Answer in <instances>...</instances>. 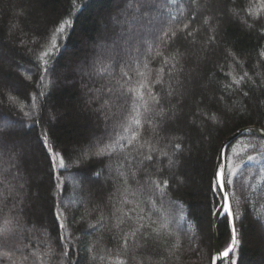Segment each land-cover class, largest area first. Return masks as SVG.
Segmentation results:
<instances>
[{
	"label": "trees",
	"instance_id": "16d2710c",
	"mask_svg": "<svg viewBox=\"0 0 264 264\" xmlns=\"http://www.w3.org/2000/svg\"><path fill=\"white\" fill-rule=\"evenodd\" d=\"M201 3H206L207 7L201 8L195 22L186 30L199 28L200 31L187 39L186 32H179L165 50L166 54H171L178 49L183 54L184 72L180 80L187 81L186 94L180 98L178 118L170 125V136L184 137L182 142L173 141L182 143L183 151L176 157L179 164L171 170L164 168L161 173L155 172V167H161L160 164L152 169L154 177L169 179L161 211L172 217L173 223L167 230L160 229V234L153 235L145 247L137 250L130 244L128 253L135 259L129 258V264H212L213 213L219 204L220 193L214 192L211 185L220 145L241 127H264V62L259 60V52L264 49V35L260 33L264 28V0H201ZM127 4L128 0H0V127H6L15 151L26 157L24 174L28 204L23 214L24 238L16 243L20 246L30 243L29 250L37 252L36 264L47 260L44 253L49 244L58 254L53 264H60L59 253H62L63 245L59 241L61 233L55 220L58 202L65 206V234L73 249L79 245L84 257L82 264H114L117 258L125 255L112 237L122 238L130 222L116 229L112 227L115 223L112 221L105 229L89 236L82 235L89 224H95L101 215L107 219L111 212L108 196L120 186L116 180V168L123 156L116 153L111 158L94 157L79 165L77 157L80 148L95 143L113 130V122L106 125L104 117L93 110L99 105H88L89 97L94 95L89 89L100 88L109 82L108 73L99 72L103 64H93L99 47L111 43V40L102 38L122 30L135 31L145 23L136 10L137 6L128 9ZM209 8L219 20V33L217 44L204 59L203 46L210 33L207 26L202 25L203 17L209 15ZM249 10L254 15L259 14L255 27L251 29L244 23L245 19L248 23L253 22L247 15ZM195 11L189 0H156L150 16L157 17L156 21L169 23L170 16H176L182 27L189 23L188 18ZM63 21H69L71 26L58 37V48L51 57L39 59L41 52L52 50L57 40L56 29ZM212 23L215 25L216 21ZM13 25L17 27L13 29ZM144 31L147 36L148 30ZM193 40L195 43L191 42ZM229 52L243 67L234 64ZM45 60L49 66L47 72L43 70ZM103 63L107 64V59ZM150 67L159 68V58L152 61ZM244 71L256 81L242 85L243 90L251 87L249 96L244 97L242 92H233L229 96L223 92L222 85L230 83L224 73L242 75ZM114 75L119 76L118 65ZM222 95L224 101L217 103ZM33 104L35 113L31 118L25 116L24 112L30 111ZM225 105H231L232 110H227ZM200 109L206 115H201ZM213 115L218 117L216 121L210 118ZM37 118L39 124L34 123ZM193 119L195 124L191 123ZM117 131L127 135L122 129ZM45 133L49 137L48 146L55 145V151L63 153L65 169L52 171L49 154L41 145ZM150 137L151 129L146 126L144 139ZM152 142L157 148L172 150L171 145L165 148L167 140L156 144L153 138ZM262 143V137L243 134L226 147L225 171L230 175L231 169L239 166L234 184L227 188L233 211L239 217L236 227L241 244L234 253L221 258L219 264H230V258H235L237 264H264V197L258 195L264 193V158L247 161V156H257ZM252 145L257 147L253 149ZM142 151L146 153L148 148ZM261 156L264 157V153ZM52 159L58 160L56 157ZM160 159L167 164V158ZM109 164L111 171L107 167ZM79 169L88 170L89 175L102 174L81 185L76 179ZM144 175V172L138 173L141 182ZM61 182L62 189H58L57 184ZM130 187L135 190L139 185ZM148 195H151V189L145 186L143 192L136 196L129 192L127 198L135 203L138 197ZM170 201L175 203L170 204ZM11 204L9 200L8 207ZM97 205L99 209L93 211ZM123 207L127 211L131 205ZM156 227L159 228V224ZM216 231L219 248L224 250L231 241V227L224 215L218 219ZM177 234L180 235V247L175 249ZM97 240L100 243L96 252L105 260L91 262L85 249ZM14 258L20 264L19 257Z\"/></svg>",
	"mask_w": 264,
	"mask_h": 264
},
{
	"label": "snow or ice",
	"instance_id": "6c2138e0",
	"mask_svg": "<svg viewBox=\"0 0 264 264\" xmlns=\"http://www.w3.org/2000/svg\"><path fill=\"white\" fill-rule=\"evenodd\" d=\"M155 2L156 0H128L127 8L131 9L133 5H136V10L140 12L145 23L135 31L129 29L124 32L122 30L118 34L114 33L102 38L105 41L111 40V43L103 44L99 47V50L95 53L93 64H103V67L99 68V72H107L109 82L101 85L100 88L89 89L94 95L89 97L88 105L91 107L94 103L98 104L99 106L93 110L104 117L106 125L109 122H113V130L106 137L80 148L77 157L79 165L80 162L91 160L94 157L102 158L108 156L111 158L116 153H120L123 156V160L116 168V180L120 186H117L115 191L108 196V206L111 208V212L108 214L107 219L104 215H101L95 224H89L88 228L82 233L84 236H89L94 232L105 229L112 221H115L112 227L116 229H120L122 225L130 222L128 230L122 233V238L116 239L115 236L112 237L125 253L124 257L117 258L114 264H129V258L135 259L134 255L130 256L128 253L130 244L134 245L137 250L145 247L153 235L158 236L160 229L167 230L173 223L172 217L161 211L163 209V197L169 189V179L165 177L161 180L159 176L154 177L152 169L155 165L160 164L161 167H155V172L161 173L164 168L171 170L179 164L176 157L183 151L181 142L184 137L170 136V125L178 118L180 98L186 94L185 83L187 81L182 82L180 80V75L184 72L182 64L183 54L178 49L171 54H166L165 50L175 41L179 32H186L185 39H187L200 31L199 28L191 31L186 30L189 28L190 23L195 22L201 8L207 7V4H202L201 0H189L190 5L196 11L188 18L189 23H184L180 27L176 16H170L171 23L165 20L156 21L151 18L150 12L155 7ZM208 10L209 15L203 17L202 25V27L207 26L206 30L210 33L203 46V50L206 53L205 57H203L204 59L207 58V54H211L213 46L217 44L219 33V20L212 14L210 8ZM20 14L22 15L23 13L21 12ZM247 15L252 18L253 22L248 23L247 19H245L244 23L251 29L255 27L259 14L254 15L249 10ZM214 20L216 21L215 25L212 23ZM157 24H159V28H157ZM174 24L176 27H174ZM70 26L69 21H63L59 24L55 33L57 37L56 43L52 45L51 51L41 52L39 59L43 60L45 57L52 56L59 46L58 37L63 34L66 27ZM12 27L15 29L17 25ZM145 28L148 30L147 36L145 35ZM260 33L264 35V28L260 29ZM191 42L195 43V40ZM35 43L36 41H33V44ZM228 56L232 57L235 65L243 67L231 52L228 53ZM158 58L160 67L153 69L150 64ZM105 59L108 61L107 64L103 63ZM259 60L264 62V49L259 52ZM117 65L119 66L118 78L114 75ZM110 68L112 71H109ZM43 70L45 72L49 70L46 60L43 64ZM224 75L230 79V83H224L222 90L229 96L233 92H242L244 97H248L252 89L249 87L248 90H243L242 85L248 81L256 83L247 71H244L242 75L234 74L233 72H226ZM224 98V95H222L217 103L224 101ZM174 99L175 102H173ZM225 108L229 111L232 110L231 105H225ZM35 111L36 106L33 104L32 109L24 112V115L31 118ZM199 112L201 115H206L202 109ZM210 118L213 121L218 119L216 115ZM34 123L39 124V118ZM191 123L195 124V119ZM146 126L151 129V137L147 140L144 139ZM117 129H122L123 133L127 135L121 134ZM243 131L264 133L262 129H245ZM48 138V134L45 133L41 138V145L49 154L52 171L65 169L66 164L63 153L55 151V145L49 147L46 142ZM153 138L156 144L162 140H167L168 143L165 148L171 145V152L157 148L152 142ZM121 141H125V143H121ZM173 141L181 142L173 143ZM145 147L148 148L146 153L142 151ZM251 147L255 149L257 146L252 145ZM259 148L260 152L257 153V156L249 155L247 156V161L264 158L261 156V153H264V143L260 144ZM132 153H135V155ZM156 153L158 155H154ZM52 157H56L58 160L52 159ZM161 157L167 158V164H163ZM25 158L23 153L15 151V144L11 140V135L6 130V127H0V264H5V262L7 264H17V259L14 257H19L20 264H28L29 261H32V264H36L34 258H37V252L29 250L31 247L30 243L23 244V246L16 243V241H22L24 238L23 214L28 204L26 200V177L24 174ZM226 160V147L222 146L217 158L216 170L213 173L212 179L214 182L211 188L214 192L220 193L219 208L213 215L219 217L223 214L231 227V242L223 253L224 256H229L241 244L236 227V221L239 217L234 213L231 198L226 194L227 187L234 184L239 166L232 168L229 175L225 171ZM243 163L244 161H241V164ZM107 167L111 171V164ZM140 172L145 173L143 182L138 178V173ZM101 174V172H95L89 175L88 170L79 169V175L76 179L83 185L91 182L94 177L98 179ZM62 183L57 184L58 189H62ZM132 184L139 185V187L132 190L130 187ZM145 186L151 189V195L146 198L138 197L135 203L127 198L129 192L136 196L137 193L144 191ZM245 187H247L246 184ZM258 195L264 197V193H258ZM9 200L12 201L11 207H8ZM169 203L174 204L175 202L170 201ZM128 205H131V207H128L127 211H125L123 206ZM5 208H7V211H5ZM98 209L99 205L93 211ZM62 217L64 218L63 220L61 219ZM55 220L61 233L59 241L63 245V251L59 253L60 264H82L84 257L80 254L79 245H76L73 249L71 241L65 234L67 222L65 206H62L59 202L56 206ZM157 224H159V228L156 227ZM33 230H35V225H33ZM108 230L111 231L110 228ZM177 231L179 232V229ZM168 234L171 235L172 232L169 231ZM99 243L100 241L97 240L85 249L91 262L105 260L103 255H99L96 252ZM179 247L180 235L177 234L173 248L178 249ZM57 255L51 244H49L48 251L44 253L47 260H42L41 264H53ZM230 264H237L236 259L230 258Z\"/></svg>",
	"mask_w": 264,
	"mask_h": 264
},
{
	"label": "water",
	"instance_id": "95a60500",
	"mask_svg": "<svg viewBox=\"0 0 264 264\" xmlns=\"http://www.w3.org/2000/svg\"><path fill=\"white\" fill-rule=\"evenodd\" d=\"M245 129H262L264 130V127L263 126H259V125H247V126H244V127H241L239 129H237L236 131L232 132L231 134H229L224 140L223 142L221 143L220 145V149H219V152H218V155L220 154L221 152V147L222 146H225L227 147L228 144L234 140L235 138H237L238 136L240 135H243V134H251V135H256V136H259V137H262L264 138V133H252V132H244L243 130ZM218 158V156H217ZM216 164H217V160H216ZM216 170V168H215ZM227 196H229V191H228V188H227V192H226ZM219 208V204L218 206L216 207L215 211L216 212ZM223 214H221L219 217L213 215V227H214V250H213V259H212V264H219V260L221 258L224 257L223 253L225 252V250L227 248H225L224 250H221L219 248V245H218V238H217V231H216V227H217V222H218V219L222 216ZM231 242V241H230ZM230 244V243H229Z\"/></svg>",
	"mask_w": 264,
	"mask_h": 264
},
{
	"label": "rangeland",
	"instance_id": "374dc122",
	"mask_svg": "<svg viewBox=\"0 0 264 264\" xmlns=\"http://www.w3.org/2000/svg\"><path fill=\"white\" fill-rule=\"evenodd\" d=\"M154 19H156L157 20V17H154ZM146 30H147V28H145Z\"/></svg>",
	"mask_w": 264,
	"mask_h": 264
}]
</instances>
